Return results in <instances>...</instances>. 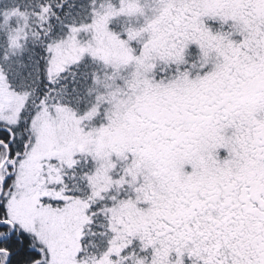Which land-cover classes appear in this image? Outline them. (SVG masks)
Returning a JSON list of instances; mask_svg holds the SVG:
<instances>
[{
    "label": "snow or ice",
    "instance_id": "obj_1",
    "mask_svg": "<svg viewBox=\"0 0 264 264\" xmlns=\"http://www.w3.org/2000/svg\"><path fill=\"white\" fill-rule=\"evenodd\" d=\"M0 264H264V0H0Z\"/></svg>",
    "mask_w": 264,
    "mask_h": 264
}]
</instances>
